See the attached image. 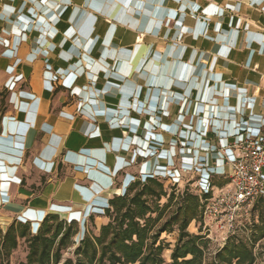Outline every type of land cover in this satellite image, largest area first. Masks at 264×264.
<instances>
[{
    "label": "crops",
    "instance_id": "obj_1",
    "mask_svg": "<svg viewBox=\"0 0 264 264\" xmlns=\"http://www.w3.org/2000/svg\"><path fill=\"white\" fill-rule=\"evenodd\" d=\"M146 28L184 44L143 76ZM246 138L264 139V0H0L6 226L56 214L84 236L146 177L215 193Z\"/></svg>",
    "mask_w": 264,
    "mask_h": 264
},
{
    "label": "trees",
    "instance_id": "obj_2",
    "mask_svg": "<svg viewBox=\"0 0 264 264\" xmlns=\"http://www.w3.org/2000/svg\"><path fill=\"white\" fill-rule=\"evenodd\" d=\"M164 181L146 177L131 183L123 194L111 198L104 214L108 222L100 227L98 234L93 235L87 229L73 258L63 259V251L76 244L80 233L76 221L48 214L36 232L28 221L14 220L6 229L0 226V264H9L21 239H25L29 249L23 264L256 263L255 247L264 239V216L259 218V223L253 217L257 203L250 222L246 223L249 236L243 233L232 236L220 248L202 234L205 203L212 192L194 189L193 193L168 194ZM165 198L167 202L162 204ZM167 211L170 215L164 219ZM90 222H94L93 217ZM192 223H199L198 234L188 231ZM175 231H178V239L171 260L167 262L163 257L165 244L161 236ZM214 245L218 248L211 252Z\"/></svg>",
    "mask_w": 264,
    "mask_h": 264
},
{
    "label": "built area",
    "instance_id": "obj_3",
    "mask_svg": "<svg viewBox=\"0 0 264 264\" xmlns=\"http://www.w3.org/2000/svg\"><path fill=\"white\" fill-rule=\"evenodd\" d=\"M230 148L239 156L230 163L229 183L211 191L203 212L202 234L220 248L232 236H249L246 223L257 200L264 196V139L246 138Z\"/></svg>",
    "mask_w": 264,
    "mask_h": 264
},
{
    "label": "rangeland",
    "instance_id": "obj_4",
    "mask_svg": "<svg viewBox=\"0 0 264 264\" xmlns=\"http://www.w3.org/2000/svg\"><path fill=\"white\" fill-rule=\"evenodd\" d=\"M103 15H104V13H103ZM86 24L87 23H82V27L85 28ZM134 25H135L134 23H130V25H128V26L132 27ZM143 25L145 26L147 24L144 22ZM102 29H104L103 26H102ZM133 29H134V27H133ZM127 40L130 41L131 39L129 38V36L124 35V46L128 45V44L130 45V43H128ZM136 41H137L138 45L142 46L145 49V52L143 55L144 59L142 61L145 62L146 65L143 67L144 71H145V74L143 76L151 75L153 73L152 69H151L152 65H153L152 64L153 61H155V62L159 61V58L156 56V54H154V51L156 49L157 50L159 48L164 49V47L168 46L169 44H174L176 46H181L184 44V40L181 37L170 39L169 37H164L162 34L159 36L157 32L149 33L147 28H146V30L144 29V31L141 30V33L140 32L137 33ZM126 55H130V54H125V56ZM164 185H165V189H166L168 194H170L172 192H175L177 194L178 191H180V193H183L184 191H187L189 193L194 192V188L189 187V186H186L185 188L178 189V187H176V186L173 187L172 185L168 184L167 181H164ZM166 202H167L166 198L161 201L162 204H164ZM256 203H257V207L254 210L253 217L255 219V222L259 223L258 222L259 218L261 216H264V196H262L261 200L259 198ZM168 211H167V215H165L164 219H166L170 215V212L168 213ZM107 222H108V219H94L93 223H91V222L88 223L89 231H91V234H93V235L98 234L99 229H100L99 227L106 224ZM0 223H2L0 226L4 227V229L10 225L9 224L6 226V224H3V222H0ZM198 229H199V223H196V224L192 223V225H190L188 227V231L192 234H198V232H199ZM82 237H83L82 233H81V235L78 234V236L76 237V244H74L73 247L63 251V259L74 257V250L77 247L79 240ZM161 239L164 241V244H165V250L163 253V257L165 258V260L167 262H170L172 250H173V248L176 244V241L178 239V231H175L173 233H163L161 236ZM73 241H75V240L73 239ZM216 248H218L216 245L212 246L211 252H214L216 250ZM28 251H29V249H28L27 242L25 241V239H21L19 241L18 247L12 252V254L9 258V264H23V263H25ZM255 253L257 256V261L255 264H264V239H262L261 241H259L256 244Z\"/></svg>",
    "mask_w": 264,
    "mask_h": 264
}]
</instances>
